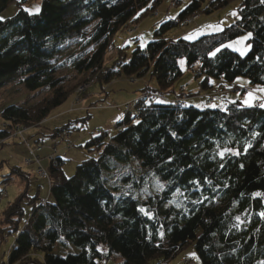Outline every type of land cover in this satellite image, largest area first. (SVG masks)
<instances>
[{"label": "trees", "instance_id": "trees-1", "mask_svg": "<svg viewBox=\"0 0 264 264\" xmlns=\"http://www.w3.org/2000/svg\"><path fill=\"white\" fill-rule=\"evenodd\" d=\"M26 1L0 0V13L17 8L0 19V94L20 86L42 96L33 105L0 111V141L14 127L43 126L39 123L70 96H81L78 86L93 79L104 90L119 78L150 73L156 85L142 86L143 96L129 102L126 113L115 110L122 117L112 133L90 135L84 149L95 156L70 177L59 154L53 161L52 153L47 156L45 200L25 190L2 206L8 178L1 182L0 264H101L114 256L121 258L118 264H167L189 245L202 264H264V104L237 100L218 109L206 105L208 96L198 107L194 92L173 90L184 74L180 59L199 80L200 91L212 89L209 81L215 80L221 94L237 77L264 90V0H240L238 20L195 40L168 33L190 16L212 15L232 0H173L174 8L184 3L177 16L163 17L143 48L136 45L130 54L128 47L115 48L108 65L113 37L152 17L165 0H41L35 14L25 10ZM246 32L251 38L245 56L221 48ZM180 98L184 103L175 105ZM78 122L43 137L68 138ZM35 149L26 146V159H38L39 165L43 149ZM13 173L29 178L16 168ZM153 175L163 189L134 197ZM119 180L125 186L114 185ZM57 245L77 253L55 255Z\"/></svg>", "mask_w": 264, "mask_h": 264}, {"label": "rangeland", "instance_id": "rangeland-1", "mask_svg": "<svg viewBox=\"0 0 264 264\" xmlns=\"http://www.w3.org/2000/svg\"><path fill=\"white\" fill-rule=\"evenodd\" d=\"M183 1V0H182ZM41 0H27L25 4V10L29 14L38 13L40 10ZM240 0H232L230 3L222 8L221 10L213 13L212 15L202 14L198 16L197 20L188 26H181L180 28H175L168 33V37H177L181 32L185 33V38L188 40H195L202 35L216 34L233 24L236 20L239 19V14L237 8L239 6ZM184 3L176 8L173 6V0H165L162 5L158 8V12H154L152 17H147L138 23L135 27H129L123 32L117 33L112 40V48L106 57V64L108 65L110 61L115 57L117 51L115 48L128 47V54L136 47H144L148 42L153 40V31L157 27L156 24L160 22L164 15L167 13L171 14V18H175L177 14L182 10ZM17 12V8L12 5L2 13H0V19L5 20L12 17ZM160 15V16H159ZM159 16V17H157ZM200 28L201 32H198ZM131 33L134 35H131ZM142 34V35H141ZM133 36V37H132ZM137 38V42L133 40ZM251 38L250 32H246L232 40H229L222 44L221 48H228L241 56H245L250 48L249 39ZM179 67L184 73L182 78L175 84L173 90L175 92L179 91L180 87L184 89L185 92H194L193 97L195 101L194 105L198 107H203L205 97L212 96L213 102L209 104L211 108L223 109L226 106L227 102L241 101L243 105H251L253 101L250 100L249 91L247 88H253L249 85L248 80L245 77H237L235 81L230 84H225L227 91L219 93L217 87L219 82L215 80H210L209 84L213 86L212 89H207L199 91L196 94V90L200 88L199 80H195L192 72H187L186 64L184 59L178 61ZM149 86L154 88L156 83L154 77L150 73H146L140 79H126L119 78L113 81L107 87H104V90L99 87L95 80L93 79L90 83L85 85H80L76 88L75 92L81 94L77 97L72 95L68 100L53 110L48 117L47 121H50L47 124L45 121L39 123L43 125L41 127H32L24 128L25 140L14 137L18 127L10 132V135L0 141V186L1 182L8 178L6 183L2 185L4 198L1 202L2 206H5L7 203H11L16 200L20 193H23L26 190V193L29 197L38 195L39 200H45L48 197L49 184L46 178H42L41 168H44V171H48V158L51 153L55 155L59 154L66 162L62 166V170L67 177L73 175L75 167L80 164L82 161H85L91 157L95 156V153H89L84 149V145L87 140L90 139V135L95 131L108 130L110 133L113 132L114 125L107 126L103 128L110 120L112 121L114 115L115 118L118 116L117 120L122 117L118 115V107H124L126 104L133 103L131 101L133 95L139 94L138 97L143 96L140 89L142 86ZM234 86H238L237 90L233 89ZM264 95V90L260 89ZM245 91V92H242ZM77 95V94H76ZM249 96V99H246V96ZM42 95L35 97L33 94H27L25 90L20 87H6L2 90L0 94V111L8 105H20L27 104L28 106L33 105V103L39 99ZM137 97V98H138ZM128 98L124 104L120 100H125ZM184 103L185 98H180ZM173 100V99H171ZM191 101V100H190ZM107 108L109 110H104ZM116 110V111H115ZM87 112V113H86ZM60 114V117H54L55 115ZM88 116V118H87ZM87 118V119H86ZM85 121H81L84 120ZM80 122L75 125L78 127L77 130H72L68 134V138L57 137L50 138L49 136L43 137L44 132L47 130H54L53 128H60L66 125L71 121ZM46 124V125H45ZM38 125V126H39ZM74 125V126H75ZM4 126V125H2ZM110 128V129H108ZM0 129H1V120H0ZM38 134V135H37ZM37 138H42V153H41V162L38 165L36 161H30L27 158L28 154L26 151V146L29 144L32 149L36 148L35 141ZM54 148V150H53ZM28 149V148H27ZM51 155V156H52ZM19 169L22 173L29 174L28 180H24L18 174L13 173V169ZM154 177L151 180H148L144 183L140 190L135 191L134 197L147 196L150 194H156L163 189L164 183L160 182L158 178ZM114 185L125 186L122 181H117ZM123 190V189H122ZM26 201L27 199L24 198ZM26 212L28 213L30 208L25 207ZM55 255L65 256L66 254H76L77 250L74 247L65 245H57L54 248ZM180 258H187L191 260L193 264H202L199 260L198 255L196 254L192 245H189L182 249L178 255L169 261L167 264H179ZM179 260V261H178ZM121 262V258L114 256L108 261H104L101 264H118Z\"/></svg>", "mask_w": 264, "mask_h": 264}, {"label": "built area", "instance_id": "built-area-1", "mask_svg": "<svg viewBox=\"0 0 264 264\" xmlns=\"http://www.w3.org/2000/svg\"><path fill=\"white\" fill-rule=\"evenodd\" d=\"M164 17L165 18H168L169 17V13H167L166 15H164ZM197 18H198V15L190 16L189 18H187V19L184 20V22L181 24V26L191 25L192 23H194L197 20ZM199 31H200V28L198 29V32ZM133 34L131 33V35H133ZM159 97H160L159 95H155L153 98H159ZM182 102H183L182 99H178V100H175L174 101V104L177 105V104H180ZM212 102H213L212 96H209L206 99V105H209ZM262 104H264V99L262 97H260V96H256L254 102L252 103V106L258 107V106H260ZM130 108H131V104L128 103L124 107H118V111L121 110V112L126 113L127 111H129ZM24 132H25V129H23L22 127H18V129H17L14 137L19 138V139H22V140H25L24 134H23ZM28 147L29 146L27 145V148ZM41 149H42V146L38 145L35 150L36 151H40ZM29 151H30L31 157H33L34 156V153H33L34 150L29 149ZM53 158H54V155H52V156L50 155L49 156V160L50 161H53ZM28 160H30V159H28ZM32 161L39 162V160L38 159H35V158H32ZM40 175H41L42 178H46V179L48 178V175H47V173L44 170H41ZM180 259L181 260L179 261V264H193L191 262V260H189L187 258H180Z\"/></svg>", "mask_w": 264, "mask_h": 264}, {"label": "crops", "instance_id": "crops-1", "mask_svg": "<svg viewBox=\"0 0 264 264\" xmlns=\"http://www.w3.org/2000/svg\"><path fill=\"white\" fill-rule=\"evenodd\" d=\"M185 33L186 32H181L180 34L178 33V34H176V35H178L177 37H183V38H185ZM142 35V34H141ZM172 38H175V37H173L172 36ZM235 87H238V86H235ZM183 89V88H182ZM249 91H251L250 93H249V95H250V100L251 101H253L254 100V98H255V96H261L262 98H264V95H263V93H262V91L260 90V89H258V88H256V87H253V88H247ZM183 91H184V89H183ZM198 91H200V88L199 89H197L196 90V92H198ZM185 92V91H184ZM139 96V94L137 95V94H135V95H133V98H131L132 100L131 101H133V100H135L137 97ZM246 99H249V96L247 95L246 97H245ZM194 100H193V102L195 101V98H193ZM128 100V98H126L125 100H120V101H122L121 103L122 104H124V103H126V102H129V101H127ZM126 101V102H125ZM250 106V105H249ZM104 110H109V109H107V108H104ZM117 113V112H116ZM118 115H119V113H117ZM54 117H60V114H58V115H55ZM117 118H118V116L115 118V115H114V117H113V119H112V121L110 122V120H108V122H107V124L105 125V126H102L103 128H107V126H112L113 124H116L117 123V121H119V119L117 120ZM47 124H49L50 123V121H47L46 122ZM46 125V124H45ZM108 129H110V128H108ZM42 153V152H41ZM41 153H40V155H41ZM41 157V156H40ZM179 261V260H178Z\"/></svg>", "mask_w": 264, "mask_h": 264}]
</instances>
